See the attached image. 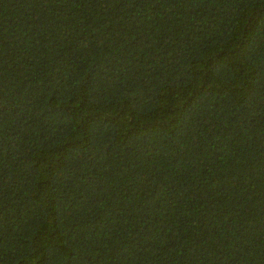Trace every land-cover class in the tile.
<instances>
[{"label": "trees", "instance_id": "trees-1", "mask_svg": "<svg viewBox=\"0 0 264 264\" xmlns=\"http://www.w3.org/2000/svg\"><path fill=\"white\" fill-rule=\"evenodd\" d=\"M0 264H264V0H0Z\"/></svg>", "mask_w": 264, "mask_h": 264}]
</instances>
